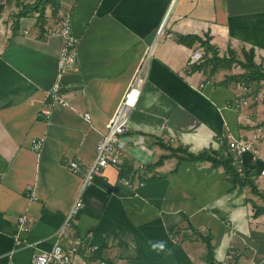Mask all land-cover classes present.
<instances>
[{"label":"crops","instance_id":"1","mask_svg":"<svg viewBox=\"0 0 264 264\" xmlns=\"http://www.w3.org/2000/svg\"><path fill=\"white\" fill-rule=\"evenodd\" d=\"M57 1L71 14L77 69L64 77L68 104L48 116L41 111L63 42L50 32L56 13L46 5L41 29L36 11L17 17V0H6L0 12V264L16 246L19 214L32 219L30 230L18 233L29 245L12 259L32 264L33 255L52 247L80 192L85 207L62 245L69 251L83 236L98 249L72 254L75 264H209L203 237L212 246L211 264H264V214L254 207L264 205L263 197L250 186L233 187L210 161L178 159L202 151L225 156L231 151L222 135L248 138L264 119V83L247 95L248 105L233 108L241 81L229 77L243 73L241 65L196 69L199 63L188 62L200 43L178 39L208 36L220 57L231 49L239 60L243 49H253L264 67V0ZM148 47L147 78L120 136L122 161L83 187L95 145ZM254 148L240 169L264 194V139Z\"/></svg>","mask_w":264,"mask_h":264},{"label":"built area","instance_id":"2","mask_svg":"<svg viewBox=\"0 0 264 264\" xmlns=\"http://www.w3.org/2000/svg\"><path fill=\"white\" fill-rule=\"evenodd\" d=\"M6 0H0V5H5ZM55 10L58 18L56 28L50 32L58 33L62 36L63 42L60 50V54L57 61V70L55 79L49 89L47 90V96L50 99L41 111L44 115L48 116L52 107L66 106L68 104L64 97V77L70 69H77L75 62L77 60V38L72 32L71 14L63 11L59 6H51ZM35 14L39 16L36 11ZM166 18L158 29V33H161L164 27ZM27 33L28 31L25 30ZM152 53V47H148L145 50L143 56L138 61L133 75L119 100V103L109 118L105 126V131L99 137L95 145V158L85 173L83 180V187L90 182L94 174H100L101 168L109 165L118 167L122 161L124 151L121 147L120 136L124 134L128 129V121L131 110L136 106L142 87L146 81L148 74V63ZM205 49L200 44L197 50H194L189 57V65L198 64L204 60ZM210 55V54H209ZM240 88L242 90L240 96L235 97L232 101V107L240 109L248 105L247 93L250 92V86L245 82H240ZM89 118V114L85 115ZM264 139V119L254 126V129L250 133L248 138L234 137L232 135H222L220 141H226L228 150L234 155V162L238 166V171L242 175L240 169L243 162V154L249 150L255 151L254 145L260 140ZM43 143V138H39L33 143L32 148L35 150L40 149ZM69 168L73 172L79 171L78 165L73 162H68ZM260 175H264V169L260 171ZM122 182L128 186L131 185L130 180L126 177H122ZM139 185H142L139 182ZM85 207L82 193L80 192L74 199L65 219L62 224L56 230L55 241L49 250L41 251L32 256V264H75L72 254L80 250L88 251L92 253L98 249L95 245H89L83 236H76L70 243L69 251H66L62 245V239L69 235V230L74 224L75 216L81 212ZM17 220V234L15 235V248L10 252V260L8 264H15L12 259V253L22 245L28 246L27 241L23 242L19 238V232H28L32 219L28 217L27 213H21L16 217ZM228 264V260L226 258Z\"/></svg>","mask_w":264,"mask_h":264},{"label":"trees","instance_id":"3","mask_svg":"<svg viewBox=\"0 0 264 264\" xmlns=\"http://www.w3.org/2000/svg\"><path fill=\"white\" fill-rule=\"evenodd\" d=\"M18 5L20 6V11L17 13V17L24 16L27 14H31L35 11H38V22L40 24V28L43 29L44 23V10L46 5L58 6L57 0H34L32 3H23L22 0H17ZM4 5H0V12H2ZM55 11V10H54ZM181 43L187 45H193L195 42H199L205 49L204 60L195 66L196 69H202L203 71L207 70L210 67V72H215L218 68L223 66H230L232 63H239L241 67L244 69V72L235 76L229 77L230 80L234 81H245L249 86H251L252 90L247 93V95L255 94L262 87V83H264V67L262 62L257 63L255 61V53L253 49L246 51L243 49V60H239L236 57V53L233 50H229L228 57H220L218 55V49L215 45L210 43V38L207 36L205 38H201L197 35H185L178 39ZM210 54V55H209ZM181 151V150H180ZM177 150H173L174 155H177ZM186 156H178V159H188L191 161H210L213 166L218 167L221 166L224 168L225 172L228 175L229 181L232 186H250L252 191L261 195L264 199V194L259 193L256 189V185L253 180L249 177H244L238 171L236 164L234 163L233 154L230 152L225 156H217L208 151H202L198 154L185 153ZM168 156V155H167ZM162 156L158 163H161L165 157ZM255 207V215L264 214V205L263 206H254ZM203 241L206 243L207 247V261L209 264L212 262V246L208 240V238L203 237ZM95 252V251H94ZM93 253V252H92Z\"/></svg>","mask_w":264,"mask_h":264}]
</instances>
